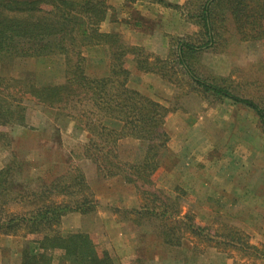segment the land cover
Returning a JSON list of instances; mask_svg holds the SVG:
<instances>
[{
    "label": "rangeland",
    "instance_id": "rangeland-1",
    "mask_svg": "<svg viewBox=\"0 0 264 264\" xmlns=\"http://www.w3.org/2000/svg\"><path fill=\"white\" fill-rule=\"evenodd\" d=\"M104 1L108 5L112 0ZM195 6L192 3L193 9ZM108 9L106 18L115 17ZM177 10L189 24L190 32L183 36L167 35L169 48L173 39L194 40L198 33L197 26L187 17L188 11ZM117 34L123 41L127 38ZM221 38L215 50L194 60L198 75L224 77L249 98L264 94L260 83H252L257 79L264 83V65L258 63L264 43L233 45L237 40L228 27ZM97 48L90 45L82 50L88 62L86 70L95 76L108 70L105 50L103 53ZM103 55L105 60L99 61ZM130 59L126 60L127 67L135 65ZM14 65L11 75L30 72L40 86L63 81L61 56L17 61ZM172 77L179 82L170 83L173 98L164 104L174 114L164 124L169 141L157 158L160 168L153 175V184L138 183L137 187L155 194L159 204L174 202L180 215H192L199 225L210 230V240L181 231L179 246L166 245L159 222L136 215L149 197L143 198L120 176L103 178L95 164L84 157L90 134L82 125L27 100L24 125L0 126V185L7 169L13 168L10 189L0 195V221L4 217H28L41 202L70 204L82 197H92L95 210L65 213L56 230L64 236L89 235L98 255H107L111 264H223L224 258L231 259L233 264H264V132L258 118L251 109L229 100L209 104L191 88L185 75L177 73ZM145 148V142L122 140L120 158L131 163L140 161ZM91 153L97 152H88ZM73 168L83 173V185L74 184L77 173ZM57 180L59 188H40L39 197L32 195L39 183L50 187ZM173 225L174 219H170L168 227ZM40 238L28 234L24 226L9 236L0 231V264H20L24 245ZM246 246L252 248L245 249ZM48 253L54 264L60 263L61 250Z\"/></svg>",
    "mask_w": 264,
    "mask_h": 264
},
{
    "label": "trees",
    "instance_id": "trees-1",
    "mask_svg": "<svg viewBox=\"0 0 264 264\" xmlns=\"http://www.w3.org/2000/svg\"><path fill=\"white\" fill-rule=\"evenodd\" d=\"M192 3L187 0L182 10L188 11L187 17L198 28L195 39H173L167 57L162 59L143 48L130 46L117 33L100 31L108 9L104 0H0V126L24 125L26 100L41 109L56 110L58 116L65 115L82 125L90 134L84 157L95 164L103 178L120 176L143 198L149 197L136 215L158 221L164 243L172 247L180 245L181 231L210 240V230L199 225L192 215H180L174 202L159 204L155 194L139 191L137 187L138 183L153 184V175L160 168L157 158L169 141L164 124L173 110L128 87L127 58L133 57L138 71L158 75L173 85L179 82L173 79L174 74L185 75L191 88L209 104L229 100L251 109L264 132V94L249 98L224 77L203 78L198 75L194 62L202 53L215 50L227 27L237 40L233 45L264 43V0H192ZM90 45L104 48L108 60L106 74H88V62L82 50ZM50 56L63 58L61 83L40 86L30 72L11 75L17 61ZM150 58L153 62H149ZM258 63L264 65V53ZM252 83H260L264 88L260 79ZM105 119L118 121L121 128L106 126ZM126 139L145 142L140 161L131 163L120 158L119 145ZM89 151L97 153L88 154ZM72 170L77 173L74 184L83 185V173L79 168ZM12 172L11 167L4 173L7 176L0 185V195L9 191ZM40 188L55 190L59 182H52L50 187L41 182L32 195H37ZM79 202L57 205L41 202L28 217L1 219L2 235H12L24 226L28 234L41 236L24 245L20 264H54L48 253L53 250L62 252L59 264H111L107 255H98L89 235L64 236L56 230L65 213L96 208L92 197H82ZM170 219H174V227H168ZM32 246L34 251L30 249Z\"/></svg>",
    "mask_w": 264,
    "mask_h": 264
},
{
    "label": "crops",
    "instance_id": "crops-1",
    "mask_svg": "<svg viewBox=\"0 0 264 264\" xmlns=\"http://www.w3.org/2000/svg\"><path fill=\"white\" fill-rule=\"evenodd\" d=\"M186 1L162 0V7L159 1L158 3L150 0H138L134 3L126 0H112L108 4V10L112 9L115 17L109 19V15L101 23L100 29L104 33L117 32L125 37L127 35L124 42L133 47L143 48L148 53L163 59L166 58L169 49L167 35L183 36L190 32L189 24L177 10V8L181 10ZM110 4L113 6L112 8ZM100 47L98 46L96 50L104 53V48ZM105 58L103 55L98 60H105ZM127 70L129 71L127 85L130 89H134L162 105L168 104L172 100L173 89L168 81L162 80L158 75L138 71L135 65H128ZM173 116L172 112L165 123L172 120ZM104 124L117 130L121 128V124L115 120L105 119ZM223 262V264H233L232 260L228 258H224Z\"/></svg>",
    "mask_w": 264,
    "mask_h": 264
}]
</instances>
